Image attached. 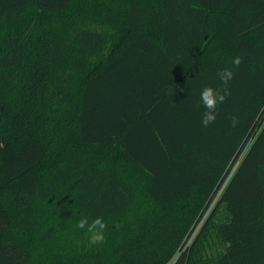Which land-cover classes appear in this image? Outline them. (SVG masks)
Wrapping results in <instances>:
<instances>
[{
    "label": "trees",
    "instance_id": "16d2710c",
    "mask_svg": "<svg viewBox=\"0 0 264 264\" xmlns=\"http://www.w3.org/2000/svg\"><path fill=\"white\" fill-rule=\"evenodd\" d=\"M171 263L264 264V0H0V264Z\"/></svg>",
    "mask_w": 264,
    "mask_h": 264
},
{
    "label": "clouds",
    "instance_id": "9594fccd",
    "mask_svg": "<svg viewBox=\"0 0 264 264\" xmlns=\"http://www.w3.org/2000/svg\"><path fill=\"white\" fill-rule=\"evenodd\" d=\"M232 63L238 67L242 63V60L239 56H237L233 58ZM217 76L222 82V87L220 89L205 86L200 92L199 100L205 109L201 119V125L203 127H208L216 121L219 105L225 103L230 95L228 85L234 78L233 71L229 68L220 69L217 72ZM230 119L233 127H235L239 122L236 116H232ZM76 227L81 230H86L89 234L90 244H102L105 240L104 230L106 228V224L102 217H96L91 222L87 217H83L77 222Z\"/></svg>",
    "mask_w": 264,
    "mask_h": 264
},
{
    "label": "built area",
    "instance_id": "2783aa9c",
    "mask_svg": "<svg viewBox=\"0 0 264 264\" xmlns=\"http://www.w3.org/2000/svg\"><path fill=\"white\" fill-rule=\"evenodd\" d=\"M172 264V263H171Z\"/></svg>",
    "mask_w": 264,
    "mask_h": 264
}]
</instances>
